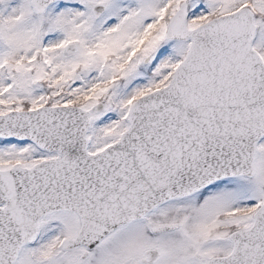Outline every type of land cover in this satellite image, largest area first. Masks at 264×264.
Here are the masks:
<instances>
[{"label":"snow or ice","instance_id":"obj_1","mask_svg":"<svg viewBox=\"0 0 264 264\" xmlns=\"http://www.w3.org/2000/svg\"><path fill=\"white\" fill-rule=\"evenodd\" d=\"M0 264H264V0H0Z\"/></svg>","mask_w":264,"mask_h":264}]
</instances>
